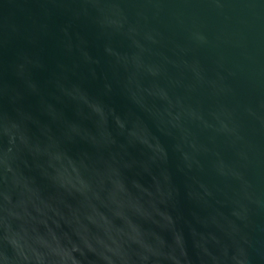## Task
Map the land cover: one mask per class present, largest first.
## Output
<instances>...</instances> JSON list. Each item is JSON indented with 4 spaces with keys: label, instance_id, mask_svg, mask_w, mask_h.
<instances>
[{
    "label": "water",
    "instance_id": "obj_1",
    "mask_svg": "<svg viewBox=\"0 0 264 264\" xmlns=\"http://www.w3.org/2000/svg\"><path fill=\"white\" fill-rule=\"evenodd\" d=\"M0 264H264V0H0Z\"/></svg>",
    "mask_w": 264,
    "mask_h": 264
}]
</instances>
